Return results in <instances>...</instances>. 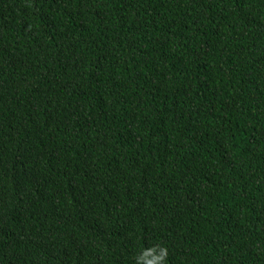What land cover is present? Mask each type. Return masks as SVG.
Segmentation results:
<instances>
[{
    "label": "trees",
    "instance_id": "16d2710c",
    "mask_svg": "<svg viewBox=\"0 0 264 264\" xmlns=\"http://www.w3.org/2000/svg\"><path fill=\"white\" fill-rule=\"evenodd\" d=\"M0 264H264V0H0Z\"/></svg>",
    "mask_w": 264,
    "mask_h": 264
}]
</instances>
